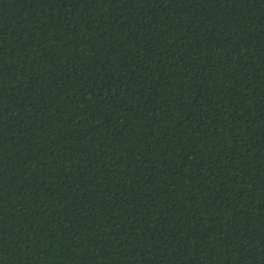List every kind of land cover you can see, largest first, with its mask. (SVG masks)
I'll list each match as a JSON object with an SVG mask.
<instances>
[{"label": "trees", "instance_id": "16d2710c", "mask_svg": "<svg viewBox=\"0 0 264 264\" xmlns=\"http://www.w3.org/2000/svg\"><path fill=\"white\" fill-rule=\"evenodd\" d=\"M0 264H264V0H0Z\"/></svg>", "mask_w": 264, "mask_h": 264}]
</instances>
